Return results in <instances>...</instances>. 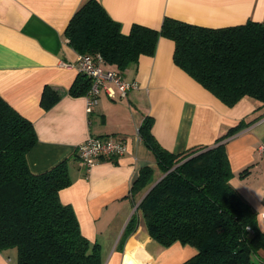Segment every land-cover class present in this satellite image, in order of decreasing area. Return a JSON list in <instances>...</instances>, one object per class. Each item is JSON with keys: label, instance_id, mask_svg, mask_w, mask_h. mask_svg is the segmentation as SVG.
Masks as SVG:
<instances>
[{"label": "crops", "instance_id": "0c3cea01", "mask_svg": "<svg viewBox=\"0 0 264 264\" xmlns=\"http://www.w3.org/2000/svg\"><path fill=\"white\" fill-rule=\"evenodd\" d=\"M82 1L0 0V95L33 124L37 141L26 155L33 173L67 161L72 183L59 190V199L72 207L82 235L99 244L103 264H180L196 252L180 242L161 246L140 211L137 228L123 237L135 211L131 185L142 167L157 166L139 134L147 116L155 139L173 153L211 145L240 120H253L223 141L233 171L229 183L264 227V106L250 97L224 104L174 63V42L161 36L153 55H140L123 71L139 87L125 96L100 93L87 113L85 94L68 93L79 53L63 35ZM98 1L123 33L133 23L159 29L164 16L213 28L264 21V0ZM46 85L61 93L49 108L40 103ZM90 136L121 137L127 150L86 168L76 149ZM14 258V250L0 251V264H14ZM256 261L264 264V250Z\"/></svg>", "mask_w": 264, "mask_h": 264}, {"label": "trees", "instance_id": "16d2710c", "mask_svg": "<svg viewBox=\"0 0 264 264\" xmlns=\"http://www.w3.org/2000/svg\"><path fill=\"white\" fill-rule=\"evenodd\" d=\"M63 35L76 52L99 53L122 73L140 55H153L159 37L169 38L174 63L224 104L250 97L264 106V21L213 28L164 16L159 29L133 23L123 33L98 0H83ZM89 86L90 78L78 73L68 93L86 94ZM60 96L46 85L40 103L49 108ZM252 121L240 120L211 145L173 153L155 139L145 117L139 134L157 166L142 167L131 185L137 206L123 237L137 228L140 211L161 246L180 242L196 250L180 264H258L264 227L229 183L233 171L223 141ZM36 141L31 121L0 95V251L14 250V264H103L99 244L82 235L72 207L59 199V190L72 183L67 161L30 170L26 155Z\"/></svg>", "mask_w": 264, "mask_h": 264}, {"label": "built area", "instance_id": "2783aa9c", "mask_svg": "<svg viewBox=\"0 0 264 264\" xmlns=\"http://www.w3.org/2000/svg\"><path fill=\"white\" fill-rule=\"evenodd\" d=\"M75 66L78 73L90 78V86L85 94L87 113L93 111L100 93L109 97H115L117 94L125 96L129 90L139 87L136 80H129L122 72L108 68L99 53H79ZM259 149L264 154V145H260ZM126 150V142L121 137L90 136L77 146L76 152L84 167L89 168L102 157L122 155Z\"/></svg>", "mask_w": 264, "mask_h": 264}, {"label": "water", "instance_id": "95a60500", "mask_svg": "<svg viewBox=\"0 0 264 264\" xmlns=\"http://www.w3.org/2000/svg\"><path fill=\"white\" fill-rule=\"evenodd\" d=\"M148 190H149V189H148ZM148 190L144 193V195L148 192ZM144 195H143V196H144ZM143 196H142V197H143ZM140 200H141V199H140ZM136 206H137V204H135V207H134V208H136Z\"/></svg>", "mask_w": 264, "mask_h": 264}]
</instances>
